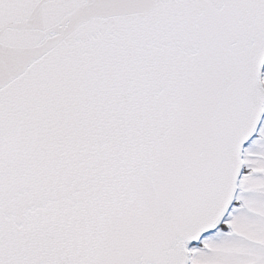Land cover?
<instances>
[{"label": "snow or ice", "instance_id": "snow-or-ice-1", "mask_svg": "<svg viewBox=\"0 0 264 264\" xmlns=\"http://www.w3.org/2000/svg\"><path fill=\"white\" fill-rule=\"evenodd\" d=\"M0 264H264V0H0Z\"/></svg>", "mask_w": 264, "mask_h": 264}]
</instances>
